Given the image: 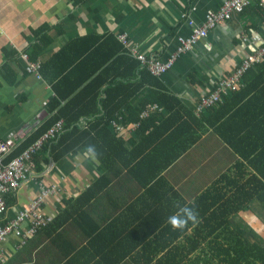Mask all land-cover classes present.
Instances as JSON below:
<instances>
[{
  "label": "crops",
  "instance_id": "1",
  "mask_svg": "<svg viewBox=\"0 0 264 264\" xmlns=\"http://www.w3.org/2000/svg\"><path fill=\"white\" fill-rule=\"evenodd\" d=\"M74 1L0 0V138L14 133L19 146L51 116L46 109L54 96L50 82L26 73L18 55L29 53L36 42L33 32L43 25L52 42L44 44L40 63L68 41L90 33L111 34L116 39L124 33L128 44L142 54L165 60L176 50L177 37L190 33L181 14L188 13L201 24L205 12L224 0ZM263 43L264 16L255 7L233 15L158 78L163 92L178 100L172 110L159 105L153 110L152 104L146 119L153 124L147 121L143 131L141 125L126 132L112 128L119 140L110 143L109 156L102 147L107 134L102 133L97 139L102 147L96 150L99 158L81 148L57 162L50 159L39 173L32 171V179L7 196L6 217L26 211L41 189H49L52 192L44 198L40 212L52 220L24 243L13 236L0 242V264H135V251L146 247L168 225L170 215L191 204L221 175L258 185L253 177L260 176L239 153L248 154L254 147L240 138L249 116L240 107L252 97L255 105L264 102V98L256 100L263 85L261 67L249 71L245 85L230 94L224 103L225 115L216 109L195 116L192 109L197 98L213 90L246 50ZM5 49L17 52L14 61L5 57ZM247 89L251 90L244 93ZM148 91L142 88L130 99L131 105L147 98ZM249 110L251 115L258 112ZM219 119L226 121L222 132L237 150L217 133ZM87 121L80 117L78 123L86 125L79 128L86 129ZM251 173L256 176L250 177ZM231 222L240 229L255 228L264 241V208L256 199L248 204L246 215L239 213Z\"/></svg>",
  "mask_w": 264,
  "mask_h": 264
},
{
  "label": "trees",
  "instance_id": "2",
  "mask_svg": "<svg viewBox=\"0 0 264 264\" xmlns=\"http://www.w3.org/2000/svg\"><path fill=\"white\" fill-rule=\"evenodd\" d=\"M81 1L83 0H75L74 3ZM249 7H255L258 13L264 16V6L253 4ZM47 28L42 26L33 32L36 42L29 48L30 60L39 61L44 44L49 45L52 42L47 38V31L43 32ZM5 53L8 60H15L17 53L15 50L5 49ZM134 59L126 53L116 36L110 34L99 37L93 33L68 41L64 47L48 56L41 63V74L44 80L50 82L54 92V96L46 105L51 116L34 131L29 141L26 139L21 142L9 158L18 156L58 120H62L63 133L57 141L46 143L40 155L34 157L35 173L41 172L50 159L57 162L75 155L81 148L98 149L100 145L97 139L102 133L107 134L102 147L105 156H109L110 143L119 140L115 137L116 134L110 131L111 121L119 122L124 132L134 123L138 124L137 129L141 125L139 130L143 131L147 121L149 125L153 123L146 118L140 120L142 111H150L152 104L162 106L168 111L172 110L174 105L178 104V100L163 92L159 79L150 75L140 62ZM262 62L247 70L242 78L243 84L244 77L249 71L261 67L263 85L256 93L257 101L264 98V58ZM216 86L217 83L213 89ZM144 87L149 88L147 98L140 101L137 106L131 105L130 99ZM250 90H244V93ZM242 99L243 96L239 101ZM223 104L209 110L211 112H217L216 109L222 110L223 116L226 114V104ZM249 107L257 108L258 112L249 114ZM240 110L247 111L249 115L245 120L246 131L240 133V138L254 147L248 154L243 155L240 151L239 153L262 181L253 177L257 179L258 185L251 186L245 182L237 183V180L230 179L225 174L221 175L188 205L195 210L197 222L195 224L189 222L182 230H173L169 225L163 227L162 232L148 242L147 248L135 251L133 255L135 264H264V241L257 230L240 229L237 224L231 222L239 213L246 215L251 200L256 199L264 208V102L255 105L252 97V100L245 101ZM80 117L90 119L87 121L86 129L79 128ZM219 122L217 133L237 150L232 140L226 139L222 132L226 121L222 122L219 119ZM257 148L258 152H251ZM95 157L99 158L97 151ZM252 176L256 174L251 173L250 177ZM255 193L256 195H253ZM9 194L12 193L6 194V198ZM245 233L256 237L255 241L249 240ZM138 259H144V262H138Z\"/></svg>",
  "mask_w": 264,
  "mask_h": 264
},
{
  "label": "built area",
  "instance_id": "3",
  "mask_svg": "<svg viewBox=\"0 0 264 264\" xmlns=\"http://www.w3.org/2000/svg\"><path fill=\"white\" fill-rule=\"evenodd\" d=\"M264 6V0H224L216 9H209L204 14V20L197 24L188 13L183 12L181 18L190 28V33L186 37L178 36V46L176 50L165 60H161L154 55H144L137 47L128 44L127 36L123 33L118 35V41L125 48L127 53L138 60L140 64L154 77H161L171 69L176 59L186 52L193 49L196 43L207 37L208 33L215 29L219 24L230 20L233 15L241 14L250 5ZM19 58L24 63V71L33 75L37 80H42L39 61L30 60L27 51L18 53ZM264 58V43L246 50L235 67L228 74L223 75L217 82L213 90L203 92L197 98L193 105L192 112L195 116H200L204 111L221 105L230 96L242 86L244 74L253 66L260 64ZM152 109H160L156 104ZM148 116L147 111H142L140 120ZM81 126L85 123H79ZM138 124L134 123L131 128H136ZM114 131L122 130L120 123H112ZM63 133L62 121L55 122L47 129L34 143L25 148L18 156L8 158L19 144V138L14 133L2 139L0 138V242L6 237L13 236L24 243L28 235L35 234L38 229L46 226L52 220V216L40 212L43 200L52 190L41 189L39 194L30 201L29 208L26 211L17 212L12 218L8 215V206L6 194L17 190L26 183L32 175L34 169L33 158L41 153L43 146L49 142H55ZM32 179V178H31ZM30 179V180H31ZM26 224V226H24ZM24 227V229H23Z\"/></svg>",
  "mask_w": 264,
  "mask_h": 264
},
{
  "label": "clouds",
  "instance_id": "4",
  "mask_svg": "<svg viewBox=\"0 0 264 264\" xmlns=\"http://www.w3.org/2000/svg\"><path fill=\"white\" fill-rule=\"evenodd\" d=\"M88 153L95 157V149L88 148ZM189 222L195 224L197 222V214L192 207L182 206L176 213L167 218L168 225L173 230H182Z\"/></svg>",
  "mask_w": 264,
  "mask_h": 264
},
{
  "label": "bare ground",
  "instance_id": "5",
  "mask_svg": "<svg viewBox=\"0 0 264 264\" xmlns=\"http://www.w3.org/2000/svg\"><path fill=\"white\" fill-rule=\"evenodd\" d=\"M56 24V23H55ZM44 26V25H43ZM45 33V32H44ZM80 59V58H79ZM135 60V59H134ZM132 61V60H131ZM138 63V62H137ZM263 63V62H262ZM155 78V77H154ZM93 79V78H92ZM245 88V87H244ZM97 93V92H96ZM160 93H161V91H160ZM162 94V93H161ZM109 98V97H108ZM96 99V98H95ZM112 102V101H111ZM85 104V103H84ZM78 109V108H77ZM108 110V109H107ZM94 111V110H93ZM105 112V111H104ZM87 119V118H86ZM150 120V119H149ZM203 120V119H202ZM146 121V120H145ZM147 123V122H146ZM72 124V123H71ZM127 126V125H126ZM66 127V126H65ZM139 128V127H138ZM78 130V129H77ZM99 130V129H98ZM95 135H97L96 133H94ZM103 135V134H102ZM99 138V137H98ZM93 139V138H92ZM71 140V139H70ZM91 140V139H90ZM89 140V141H90ZM93 144V143H92ZM104 145V144H103ZM94 146H95V144H94ZM99 145H97V147H98ZM101 147V146H100ZM108 147V146H107ZM102 148V147H101ZM95 150H97V149H95ZM71 151V150H70ZM99 151V150H98ZM96 152V151H95ZM45 156V155H44ZM34 159V158H33ZM36 162V161H35ZM237 204V203H236ZM239 205V204H238ZM263 205V204H262ZM232 207V206H231ZM239 207V206H238ZM243 208V207H242ZM225 217V216H224ZM206 219V218H205ZM210 221H212V220H210ZM214 221V220H213ZM204 224V223H203ZM262 225V224H261ZM203 226V225H202ZM19 244V243H18ZM18 248V247H17Z\"/></svg>",
  "mask_w": 264,
  "mask_h": 264
},
{
  "label": "rangeland",
  "instance_id": "6",
  "mask_svg": "<svg viewBox=\"0 0 264 264\" xmlns=\"http://www.w3.org/2000/svg\"><path fill=\"white\" fill-rule=\"evenodd\" d=\"M247 214H248V213H247ZM241 219H242V218H241ZM245 219H246V218L244 217L243 220H245ZM247 228H250V226L247 225V226H246V229H247ZM246 236L249 238V240H251V241L254 240V237L248 235L247 233H246Z\"/></svg>",
  "mask_w": 264,
  "mask_h": 264
}]
</instances>
